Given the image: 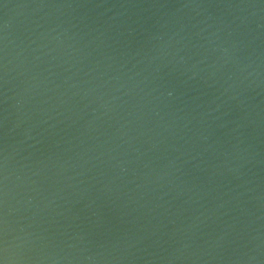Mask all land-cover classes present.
Masks as SVG:
<instances>
[{
  "label": "water",
  "instance_id": "1",
  "mask_svg": "<svg viewBox=\"0 0 264 264\" xmlns=\"http://www.w3.org/2000/svg\"><path fill=\"white\" fill-rule=\"evenodd\" d=\"M0 264H264V0H0Z\"/></svg>",
  "mask_w": 264,
  "mask_h": 264
}]
</instances>
